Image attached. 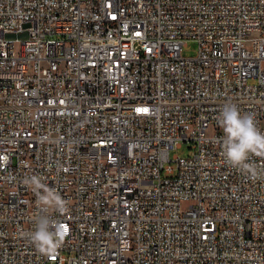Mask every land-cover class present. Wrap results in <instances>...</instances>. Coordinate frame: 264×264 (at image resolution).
Returning a JSON list of instances; mask_svg holds the SVG:
<instances>
[{"label":"built area","instance_id":"1","mask_svg":"<svg viewBox=\"0 0 264 264\" xmlns=\"http://www.w3.org/2000/svg\"><path fill=\"white\" fill-rule=\"evenodd\" d=\"M227 101L264 131V0H0V264H264V179L221 155ZM31 175L69 202L55 255L21 235Z\"/></svg>","mask_w":264,"mask_h":264},{"label":"clouds","instance_id":"2","mask_svg":"<svg viewBox=\"0 0 264 264\" xmlns=\"http://www.w3.org/2000/svg\"><path fill=\"white\" fill-rule=\"evenodd\" d=\"M217 123L223 131L221 155L225 163L251 180L264 179V167L250 162L253 156L264 158V131L257 126L255 114L241 112L236 103L227 101L220 109ZM23 183L35 194L39 212L34 219L35 228L21 235L40 254L55 255L63 247L68 229L52 213L65 214L69 202L37 175L26 176Z\"/></svg>","mask_w":264,"mask_h":264},{"label":"rangeland","instance_id":"3","mask_svg":"<svg viewBox=\"0 0 264 264\" xmlns=\"http://www.w3.org/2000/svg\"><path fill=\"white\" fill-rule=\"evenodd\" d=\"M198 49V44L194 40H189L186 42L185 47L182 49V56L185 58H192L196 55ZM252 84V82H250ZM191 155V145L189 143H182L179 148H175L169 151V159L173 157H179L181 159L187 158ZM186 206L183 205L184 209Z\"/></svg>","mask_w":264,"mask_h":264}]
</instances>
